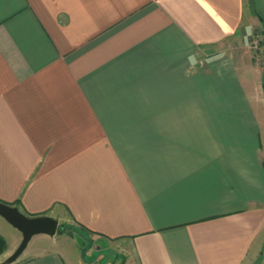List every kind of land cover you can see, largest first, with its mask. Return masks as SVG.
<instances>
[{
  "label": "crops",
  "instance_id": "obj_1",
  "mask_svg": "<svg viewBox=\"0 0 264 264\" xmlns=\"http://www.w3.org/2000/svg\"><path fill=\"white\" fill-rule=\"evenodd\" d=\"M263 24L264 0H0V200L109 252L57 232L10 264H264Z\"/></svg>",
  "mask_w": 264,
  "mask_h": 264
},
{
  "label": "water",
  "instance_id": "obj_2",
  "mask_svg": "<svg viewBox=\"0 0 264 264\" xmlns=\"http://www.w3.org/2000/svg\"><path fill=\"white\" fill-rule=\"evenodd\" d=\"M0 216L22 233V240L15 251L5 260L10 264L24 252L33 236L47 234L53 236L60 225L59 220L50 215L29 216L18 206L0 200Z\"/></svg>",
  "mask_w": 264,
  "mask_h": 264
},
{
  "label": "rangeland",
  "instance_id": "obj_3",
  "mask_svg": "<svg viewBox=\"0 0 264 264\" xmlns=\"http://www.w3.org/2000/svg\"><path fill=\"white\" fill-rule=\"evenodd\" d=\"M263 37L264 39V24L257 30V33L256 34H251L250 36H248L247 38V41H246V47L247 48H251L250 45H251V41L255 38V37ZM263 44H264V41L262 40ZM252 49V48H251ZM259 61H257L258 63ZM260 63V62H259ZM263 112V113H262ZM261 114H262V126H263V136H264V111L262 110L261 111ZM68 225L70 227H72L71 229H69L67 232H64L62 234H65L66 236H70V237H73L74 239H76V241L78 242V247L79 248V251L80 253L82 254V256L86 259H94L95 257H97L99 255V253L103 254V255H109V252L106 248H103L101 250H97L96 248H92L91 246V243L88 241V239L85 238V235L84 233L82 232V229L75 226L73 223H66L63 221H60V226L62 225ZM11 229H15L11 226V224H8ZM0 232H5L3 230L0 229ZM6 234L10 239H11V236L12 234L6 230ZM50 235H47V234H37L33 237L34 240H32L33 242H35L36 240L35 239H38L40 237H49ZM20 243H15V245H13V247L11 248V250H8L7 249V243H6V247L5 249H3L1 252H0V264L1 263H4L5 260L15 251V249L18 247ZM112 255H114V252H112ZM19 258V257H18Z\"/></svg>",
  "mask_w": 264,
  "mask_h": 264
},
{
  "label": "built area",
  "instance_id": "obj_4",
  "mask_svg": "<svg viewBox=\"0 0 264 264\" xmlns=\"http://www.w3.org/2000/svg\"><path fill=\"white\" fill-rule=\"evenodd\" d=\"M262 40L264 41L263 37H255L252 41H251V45L250 47L252 48V50L254 51V55L253 57L256 58L259 62H264V44L262 42Z\"/></svg>",
  "mask_w": 264,
  "mask_h": 264
},
{
  "label": "trees",
  "instance_id": "obj_5",
  "mask_svg": "<svg viewBox=\"0 0 264 264\" xmlns=\"http://www.w3.org/2000/svg\"><path fill=\"white\" fill-rule=\"evenodd\" d=\"M18 203V202H17ZM17 203H8V204H11V205H17ZM72 227L68 226V225H62L58 227V230L57 232L58 233H64V232H67L69 229H71ZM6 247V240L3 236L0 235V252L5 249Z\"/></svg>",
  "mask_w": 264,
  "mask_h": 264
}]
</instances>
